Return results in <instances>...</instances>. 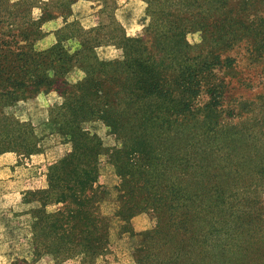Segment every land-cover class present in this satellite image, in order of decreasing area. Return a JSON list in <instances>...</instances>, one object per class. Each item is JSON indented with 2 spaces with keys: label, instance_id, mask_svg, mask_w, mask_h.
<instances>
[{
  "label": "trees",
  "instance_id": "trees-1",
  "mask_svg": "<svg viewBox=\"0 0 264 264\" xmlns=\"http://www.w3.org/2000/svg\"><path fill=\"white\" fill-rule=\"evenodd\" d=\"M77 1L88 0H0V154L42 152L31 123L4 110L49 92L59 104L47 121L70 146L46 167L45 188L30 193L41 207L33 255L94 264L108 252L114 217L138 238L134 264H264V103L253 118L219 120L223 93L210 71L230 68L218 55L240 42L264 55V0H139L143 35L126 37L110 19L103 42L99 25L83 29L72 15ZM190 33L213 43L211 59L191 56L201 51ZM100 44L121 55L99 60ZM74 68L82 76L69 81ZM202 92L209 100L195 107ZM96 121L115 146L83 126ZM102 156L117 178L112 216L100 207ZM141 213L154 224L135 233L129 220Z\"/></svg>",
  "mask_w": 264,
  "mask_h": 264
},
{
  "label": "rangeland",
  "instance_id": "rangeland-1",
  "mask_svg": "<svg viewBox=\"0 0 264 264\" xmlns=\"http://www.w3.org/2000/svg\"><path fill=\"white\" fill-rule=\"evenodd\" d=\"M13 3L17 0H8ZM48 2L49 0H40ZM72 15L79 21L83 29L100 27L98 38L103 42L108 37L109 20L118 24L126 37H140L148 18L144 15V4L139 0H113L107 5L99 1H77L71 7ZM32 15L37 16L38 10L33 9ZM110 20V21H111ZM50 27V26H49ZM189 45H197L200 55H191L199 59H211L213 43H201L198 33H190L185 37ZM36 44V49L43 44ZM72 45V44H70ZM95 55L99 60L107 61L121 55L120 49L111 44H100L95 47ZM221 59L233 61L230 68L211 67L212 82L216 89L223 94L219 98V120L236 122L239 119L256 116V111L264 103V55H256L244 42H240L231 49L218 55ZM80 71L74 70L68 75V80L73 81L81 77ZM209 100V95L202 92L195 100L194 106H203ZM59 104L55 93L46 95L38 94L16 102L5 109L6 114L13 115L20 122H28L34 127L35 134L40 138L41 153L47 154V161L36 163V158L16 156V164L20 182V203L10 205L9 200L0 204V264H79L78 259H68L56 263L50 254L33 255L31 245L32 225L37 219V211L41 208L36 196L30 193L45 188L46 167L59 160L70 148L63 143L49 124L48 113L50 107ZM250 111V112H249ZM233 113V114H232ZM235 113V114H234ZM238 113V114H237ZM87 131L94 133L101 140L104 147H113L117 144L108 130L98 121L83 125ZM10 153V152H9ZM14 154V153H13ZM40 154V153H39ZM15 155V154H14ZM36 155V154H35ZM39 159H41L39 157ZM43 166V167H42ZM99 175L97 184L105 190V196L100 203L101 211L112 216L115 209V190L117 178L113 167L107 162V157L102 156L98 165ZM12 203V202H11ZM54 207L48 206L46 211H53ZM111 226L108 231V252L98 257L94 264H134L132 251L136 247L138 238L129 237L118 230L119 222L111 217ZM154 224L153 219L146 214H137L129 220L133 232L139 233L150 229Z\"/></svg>",
  "mask_w": 264,
  "mask_h": 264
},
{
  "label": "crops",
  "instance_id": "crops-1",
  "mask_svg": "<svg viewBox=\"0 0 264 264\" xmlns=\"http://www.w3.org/2000/svg\"><path fill=\"white\" fill-rule=\"evenodd\" d=\"M45 153L36 154L31 157H35L36 163L38 164H40V162H46V164H48L50 162L47 161V154ZM39 157L41 159H39ZM16 160V155L13 153L7 152L0 154V204L5 200H9L10 205L21 204L20 176L17 175L18 166Z\"/></svg>",
  "mask_w": 264,
  "mask_h": 264
}]
</instances>
